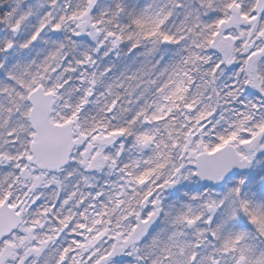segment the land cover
<instances>
[{
  "label": "snow or ice",
  "instance_id": "6c2138e0",
  "mask_svg": "<svg viewBox=\"0 0 264 264\" xmlns=\"http://www.w3.org/2000/svg\"><path fill=\"white\" fill-rule=\"evenodd\" d=\"M0 264H264V0H0Z\"/></svg>",
  "mask_w": 264,
  "mask_h": 264
}]
</instances>
